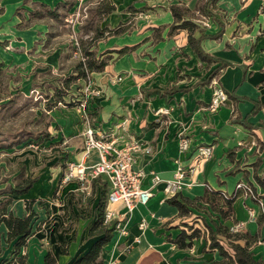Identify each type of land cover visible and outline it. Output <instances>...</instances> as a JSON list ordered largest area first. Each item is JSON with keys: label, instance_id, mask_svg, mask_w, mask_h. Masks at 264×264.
<instances>
[{"label": "crops", "instance_id": "crops-1", "mask_svg": "<svg viewBox=\"0 0 264 264\" xmlns=\"http://www.w3.org/2000/svg\"><path fill=\"white\" fill-rule=\"evenodd\" d=\"M82 1L91 7L97 0ZM38 2L58 6L63 16L31 19L29 12ZM112 2L115 10L102 16L99 26L127 27L96 41L97 54L110 56L106 65L92 71L88 80L77 79L63 96L64 102L85 104L89 113L85 120L78 111L79 103L76 107L62 101L53 104L54 88L74 72L78 59L71 34L74 31L81 37L82 23L65 24L77 1L0 0L3 91L19 90L22 98L32 99L30 92L37 87L47 99L43 110L48 117L39 138L25 135L20 143L7 146L18 129L10 132L11 138L0 133V208L7 201V213L21 218L31 213V232L17 255H24L27 264H43L50 250L60 264H71L101 236L89 232L100 213L102 190L107 200V178L99 176L87 183L89 193L76 179L62 180L67 163L83 158V131L91 125L98 134L116 133L119 147L129 141L138 144L132 151V167L143 171L141 185L152 191L145 204H136L130 212L121 203L113 205L115 220L121 221L127 233L111 231L101 249L104 264H210L220 260L218 252L207 247L205 237L194 238L189 247H179L173 239L193 222L200 227L199 218L193 217L198 204L209 203L200 199L206 188L230 195L239 182L253 189L256 198L238 191L232 215L222 216V223L211 226L229 227L244 221L241 232H258L250 251L254 258H264V222L258 225L256 221L261 212L258 200L264 208V0H217L211 7L212 18L198 15V0ZM172 5L193 13L192 18L210 35L202 38V49L218 60L200 59L188 44L186 29L168 33L174 21ZM220 28V34L213 37ZM200 34L194 32L195 37ZM124 46L132 48L118 55L116 50ZM221 59L230 64L220 67ZM116 76L121 79L114 81ZM214 79L228 99L211 112L207 106ZM161 108L169 111L157 112ZM123 118L128 119L126 130L120 131L117 124ZM181 138L188 140L186 152L180 149ZM30 139L35 144L29 143ZM199 145H212L213 152L183 179L177 198L195 203L188 205L187 215H181L168 201L164 183L173 178L179 163L193 161ZM83 160L96 163L97 150H91ZM152 172L160 181L153 183ZM29 177L35 180L25 192L4 191ZM250 209L254 218L249 217ZM141 221L145 222L143 229L139 228ZM14 242L15 238L8 240V228L0 221V259L14 255Z\"/></svg>", "mask_w": 264, "mask_h": 264}, {"label": "trees", "instance_id": "trees-1", "mask_svg": "<svg viewBox=\"0 0 264 264\" xmlns=\"http://www.w3.org/2000/svg\"><path fill=\"white\" fill-rule=\"evenodd\" d=\"M217 0H198L196 4V10L198 11V15H205L207 17H213L211 12V7L215 6ZM66 5L67 2H64ZM62 4V6H65ZM34 6L29 14L30 18H41L44 16L50 17H61L63 14L58 12V6L53 8L47 6L44 3L38 2ZM19 8L16 10L18 12ZM115 10V5L112 0H97L94 5L88 7L87 9V17L82 22L81 30L82 35L78 38L79 46L75 47L72 44V49L77 53V61L74 65V72L65 76L60 85L54 88L53 95L55 100L53 104H56L58 101L63 100V96L68 93V89L70 85L75 82L77 79H89L90 73L92 71H99L104 68L110 56H103L97 54L95 44L96 41L101 37L111 34L119 33L124 30L127 25L121 24L115 26L113 28L108 27H100L99 21L102 16L107 15ZM172 15L174 17V21L169 26L168 33L171 34L177 29H186L188 33V44L195 51L198 57L202 60H218V58L207 54L201 46V40L207 35L203 32V28L200 26V23L195 21L192 17L193 13L189 11L188 8L184 6L172 5L171 6ZM124 25V26H123ZM157 30V29H156ZM196 30L200 31V36L195 37L194 32ZM220 30L213 36L219 35ZM83 35L86 38H83ZM132 47L124 46L122 48L117 49L118 55H121L124 52L131 50ZM230 64L229 61L221 59V65L227 66ZM218 69L214 72H211L208 77L209 81L212 76L217 74ZM5 71L3 69V63L0 60V110L1 109H10L13 105L18 101L19 97H22V93L19 90H16L14 93L9 91L4 92L3 90V81L5 78ZM2 99H6L5 101H1ZM75 105L79 103V100L73 101ZM68 105H74L71 102H64ZM258 108V105H255L254 111ZM13 113H17L21 109V106L14 108ZM236 120V119H235ZM35 133V134H34ZM42 135L41 130L37 132L27 130L25 128H19L15 135L16 138L14 141L9 142L5 145L9 146L12 144H18L23 141V137L32 136L33 139H37ZM35 178H23L21 181L17 182L14 186L8 187L4 191H9L12 194H20L25 192L34 182ZM239 190L234 191L232 194L228 195L221 191H216L210 188H206V194H204L200 199L205 202H209L210 205L214 208H217V204L222 203L224 209L221 211L222 216L227 218L230 217L233 213L232 201ZM177 195H174L168 198V201L175 204L181 215H187L189 213L188 205L190 203H195L189 199L184 198L183 200H179ZM6 202H4L0 209V221H3L8 228V240L14 239V247L15 253L12 257L0 259V264H27L24 259V255H17L18 249L26 243L27 237L31 232L30 228V219L31 213L21 218L18 216L12 215L10 212L7 213L6 210ZM106 204V199H104V191L102 190V197L100 198L98 207H99V216L97 220L90 227V235L96 234L101 235L97 240H95L90 249L82 254L77 256L75 259L71 261V264H104L101 258V249L104 243H106L111 238V231L114 229L115 221L110 223H104L103 213L104 207ZM256 221L258 225L264 222V211H261L257 217ZM205 230L200 227L194 226L191 224L188 230H182L174 239V243L179 247H189L192 244L194 238L205 237L207 240V247L211 250H216L220 255V260L213 261L210 264H264V258H254L253 253L250 251L249 246L250 243L256 240L258 236V232L253 235H249L248 233L243 232H230L229 227L225 224H215L214 226L205 225ZM245 239L244 243H241L240 240ZM62 252L65 251V248H62ZM43 264H60L57 260V257L54 255L52 251H47L44 256Z\"/></svg>", "mask_w": 264, "mask_h": 264}, {"label": "built area", "instance_id": "built-area-1", "mask_svg": "<svg viewBox=\"0 0 264 264\" xmlns=\"http://www.w3.org/2000/svg\"><path fill=\"white\" fill-rule=\"evenodd\" d=\"M76 1L77 5L75 6V9L69 12L65 18L66 25L73 26L81 24L87 17L88 5L82 0ZM71 40L75 47L79 46L78 38L74 31L71 34ZM120 79V76H116L113 80L119 81ZM212 85V94L207 108L211 112H215L227 101L228 94L219 84L217 79L212 81ZM33 91L34 90H32V92ZM78 111L83 114L85 120L88 118L89 113L85 108L84 103L81 102L78 104ZM168 111L169 108H161L157 110V112L160 113H167ZM127 121V118H123L117 124V129L125 131ZM83 135V158L88 155L91 150L95 149L99 154V160L94 164H85L83 158L79 161H69L62 180L66 182L76 179L81 183L82 190L89 193L86 184L99 176H105L109 181V190L103 213L104 223L115 221L114 229L122 235L126 234L127 229L121 224V221L115 220L117 212L113 205L121 203L125 211L130 212L136 204H145L152 196L151 187L144 188L141 185V178L144 174L143 171L133 169L132 167V151L138 147V144L134 141H129L119 147L117 145L119 136L116 135V133L110 132L107 134H98L91 125H88L85 128ZM180 149L183 152L188 150V140L186 138L180 139ZM212 152V145H199L196 148V154L191 163L186 165L179 163L176 166L173 178L165 181L164 183V191L166 192L168 198L176 195L180 191L183 179L186 176L192 175L200 167L201 162L212 155ZM152 181L153 183H156L160 181V177L156 173H153ZM236 190L241 191L245 195H251L256 198L252 189L244 183L239 182L236 185L235 191ZM258 203L261 207V211H264V208H262V201L258 200ZM249 217H255L254 210H249ZM144 226L145 222L141 221L139 223V228L143 229ZM244 226V221H237L229 226V231L233 233L239 232L244 228Z\"/></svg>", "mask_w": 264, "mask_h": 264}, {"label": "rangeland", "instance_id": "rangeland-1", "mask_svg": "<svg viewBox=\"0 0 264 264\" xmlns=\"http://www.w3.org/2000/svg\"><path fill=\"white\" fill-rule=\"evenodd\" d=\"M30 95L32 96V99L19 97L18 101L13 105L12 108L0 110L1 136L5 135L8 138H11L10 132L19 128H25L34 132L40 130L44 120L48 117V114H46V112L43 110V108L46 107L47 99L44 92L39 90L37 87H34V91L30 92ZM69 102L74 104V102L71 100H69ZM19 106H21V109L17 111V113H13L15 110L14 108ZM72 106L76 107L75 104ZM29 143L35 144L31 139ZM252 192H254L253 189ZM217 206V208H214L209 203H202L198 204L196 207L197 215H195L193 218H199V220L196 222L199 223L202 229L205 230V225L207 224L213 225L215 222L222 223L223 218L219 210H222V208L224 209V207L222 203L217 204Z\"/></svg>", "mask_w": 264, "mask_h": 264}]
</instances>
